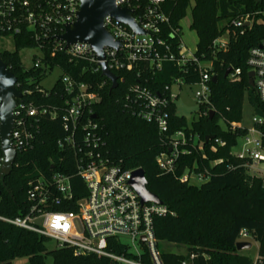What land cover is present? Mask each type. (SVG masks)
Listing matches in <instances>:
<instances>
[{
	"label": "trees",
	"instance_id": "16d2710c",
	"mask_svg": "<svg viewBox=\"0 0 264 264\" xmlns=\"http://www.w3.org/2000/svg\"><path fill=\"white\" fill-rule=\"evenodd\" d=\"M189 5L190 0H165L163 5L169 18L163 38L172 48L176 47L179 37L169 31L180 29ZM262 10L264 0H195L190 29L198 39L195 56L213 65L216 81L209 85V107L214 116L210 120L209 115H200L187 121L175 117L172 107L169 110L170 131L163 137L153 124L142 121L126 108L125 97L129 88L137 83L153 93H161L172 78L183 76L179 68L164 63L160 71L142 72L140 78L135 72L114 73L118 87L111 90V83L101 73H92L87 63L69 62L64 53L52 55L53 43H50L43 46L42 67L25 69L18 52L36 49V44L31 38L32 31L23 24L20 35L13 37L15 52L0 53L3 63L16 78V89L21 94L17 102L31 103L37 108L56 107L59 116L42 119L33 150L17 153L11 174L3 181L0 179V217L14 219L26 214L29 207L26 186L30 179L39 175L49 177L54 172L64 173L70 177L74 199L85 196V187L76 175L73 158L56 147V141L64 135L59 118L63 106L60 81L57 80L50 90L41 87L47 75L56 69L88 84L99 94L100 102L93 113L101 128L105 145L103 155L123 170H142L148 192L173 213V216L153 220L157 247L159 243L184 247L185 255H197L196 264H252L251 258L235 248L240 232L245 231L258 244L257 256L264 258V188L260 181L247 176L241 161L231 156L245 131L238 129L231 133L219 124L220 121L225 127L241 124L245 99L252 115L264 119V107L254 89L249 87L246 67L248 52L264 40V17L256 16L252 28L243 34L240 29L223 26L238 16ZM226 31L230 36L227 52H213L212 42ZM145 68L141 66V70ZM229 68L240 70L238 80L225 78ZM185 79L194 82L197 76L191 79L185 76ZM181 129L185 130L187 140L190 136H198L203 152L194 150L188 140L186 149L190 153L180 155L172 174H164L156 159L168 152L170 137ZM261 129L264 132V124ZM207 136L223 140L225 146L212 150V142L204 143ZM195 165L198 171L207 172V181L199 186L180 183L182 173ZM228 167L232 170H227ZM48 241L0 221V264H12L17 259H27L28 264H46L47 257L52 264H110L106 259L75 257L69 249L48 252ZM109 245L116 254L124 252L123 246L115 241ZM160 257L162 264H181L184 259V255L173 253L160 254Z\"/></svg>",
	"mask_w": 264,
	"mask_h": 264
},
{
	"label": "built area",
	"instance_id": "2783aa9c",
	"mask_svg": "<svg viewBox=\"0 0 264 264\" xmlns=\"http://www.w3.org/2000/svg\"><path fill=\"white\" fill-rule=\"evenodd\" d=\"M164 3L165 0H115L116 8L133 12L134 22L144 34H136L128 26L110 17L105 18V30L119 45L103 49L102 60L96 58L87 44L66 48V44L58 40L64 28L76 21L80 8L78 0H0V36L13 39L20 35L21 27L25 24L32 31L31 38L41 53L44 45L53 43L52 55L64 53L69 62H85L92 73H101V66L104 65L114 76V73L135 72L140 78L142 72H157L164 63H172L183 76L172 78L170 85L165 86L161 93H153L137 83L129 88L125 97L126 108L142 121L153 124L163 137L170 131L169 110L172 107L175 117L184 118L177 114L176 106L183 88H195L192 101L197 104V111L193 118L209 115L212 111L209 107V85L214 77L212 62L199 60L195 56L196 49L191 51L185 46L181 28L169 31L179 37L175 48L164 40V32L169 26ZM256 16L264 17V10L243 14L223 26L240 29V34H243L252 28ZM229 38L227 31L216 38L212 42L213 52H227ZM42 60V56L35 57L33 68L37 70L42 67ZM141 66H145V70H141ZM246 67L248 73H253V89L264 107V40L250 49ZM185 76L189 79L197 76V79L187 82ZM239 76L240 70L231 68L227 78L236 81ZM58 81L63 89L59 118L64 135L56 141V147L73 158L76 175L85 187V196L74 199L70 177L64 173L54 172L49 177L39 175L27 183L29 207L26 214L14 219L0 217V221L43 237L53 242L56 249H69L75 257L106 259L110 264H162L153 220L173 216V213L163 204H142L129 185L133 171L123 170L103 155L105 145L101 128L93 113V108L100 102L99 94L91 90L88 84L62 73ZM13 116L10 141L17 155L33 150L42 119H56L59 111L56 107L37 108L31 103L17 102ZM263 124V118L252 115L249 126L231 124L228 127L224 125V128L231 133L238 129L245 131L231 156L241 161L247 176L260 181L264 188ZM188 140L194 150L203 152L197 135L190 136ZM188 140L183 129L175 131L170 137L168 152L156 159L164 174H172L180 155L190 153L186 149ZM239 140L242 141L241 145ZM211 142L212 150L225 146L221 139L213 138L208 143ZM3 163L0 144V169ZM227 170L232 168L228 167ZM207 179V172L198 171L197 165L191 170L186 169L179 177L180 183L189 185H197ZM123 238L127 242H122ZM247 238V233L241 231L238 241ZM111 241L121 244L124 252L114 253L113 246L109 245ZM196 259L197 255L190 253L184 255L181 264H196ZM252 264H264V258L257 256Z\"/></svg>",
	"mask_w": 264,
	"mask_h": 264
},
{
	"label": "water",
	"instance_id": "95a60500",
	"mask_svg": "<svg viewBox=\"0 0 264 264\" xmlns=\"http://www.w3.org/2000/svg\"><path fill=\"white\" fill-rule=\"evenodd\" d=\"M80 4L76 21L64 28V33L58 40L66 44V48L75 44H87L96 55L98 60L103 59L102 51L105 48L118 47V43L113 42L111 36L103 26L104 19L110 17L115 21L128 26L136 34H144L135 24L133 12L128 9H120L114 6L115 0H78ZM231 68L225 72V78L230 73ZM101 74L111 83V90L118 87L117 78L110 73L104 65L101 66ZM248 84L253 88V73H248ZM213 77L211 82L215 83ZM21 94L16 89V78L7 69L0 57V144L4 163L0 169V179L3 181L9 176L14 166L16 152L10 141V134L13 129L14 110L17 107V100ZM214 113H209V119H213ZM95 118V116H94ZM212 136H207L204 143L212 140ZM131 188L136 192L142 204L154 203L162 204L158 198L146 189V179L142 170H134L131 173L129 182ZM144 239L142 238V242ZM249 243H237V251L249 249Z\"/></svg>",
	"mask_w": 264,
	"mask_h": 264
},
{
	"label": "rangeland",
	"instance_id": "374dc122",
	"mask_svg": "<svg viewBox=\"0 0 264 264\" xmlns=\"http://www.w3.org/2000/svg\"><path fill=\"white\" fill-rule=\"evenodd\" d=\"M195 0H190L189 8L186 11V15L184 19L180 22V28L182 33V40L183 43L187 48H189L191 51H195L198 39L195 34L190 29L191 21H192V15L191 11L193 8ZM2 52H9L13 53L15 52V45L13 42V39L11 37H1L0 36V53ZM19 59L21 61L22 66L25 69H29L33 66L34 58L35 57H41L42 53L38 49H23L18 52ZM61 75V72L58 70H53L50 74L47 75V77L44 79V81L41 84V87L45 90H50L53 85L56 83V81L59 79ZM195 88H183V93L181 94L179 101L177 102V114L183 116L187 121H190L194 113L197 111V104H195L192 101V96ZM252 113L251 109L249 108L246 99L244 100L243 104V120L241 125L243 126H249L250 119H251ZM219 124L224 127V124L222 121L219 122ZM242 141L239 140V145H241ZM236 151V150H234ZM203 183V182H202ZM202 183H198L197 186L201 185ZM122 242H127L126 238H123L121 240ZM249 243L251 247L249 249L240 251L243 255H246L247 257L251 259H255L258 254V244L254 242L250 237L243 240L241 239L238 241V243ZM46 249L48 252H51L56 249V246L53 242L48 241L46 243ZM158 251L160 254L164 253H173L176 255H185L186 249L181 246H176L172 244H166V243H159L158 245ZM46 264H52V260L50 257H47L45 260ZM12 264H28L27 259H17L12 262Z\"/></svg>",
	"mask_w": 264,
	"mask_h": 264
},
{
	"label": "crops",
	"instance_id": "0c3cea01",
	"mask_svg": "<svg viewBox=\"0 0 264 264\" xmlns=\"http://www.w3.org/2000/svg\"><path fill=\"white\" fill-rule=\"evenodd\" d=\"M253 260V259H252Z\"/></svg>",
	"mask_w": 264,
	"mask_h": 264
}]
</instances>
